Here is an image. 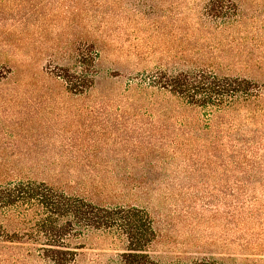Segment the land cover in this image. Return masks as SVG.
Wrapping results in <instances>:
<instances>
[{"label": "rangeland", "instance_id": "1", "mask_svg": "<svg viewBox=\"0 0 264 264\" xmlns=\"http://www.w3.org/2000/svg\"><path fill=\"white\" fill-rule=\"evenodd\" d=\"M198 71L264 86V0H0V184L146 211L157 264H264V225L234 215L239 132L160 87ZM21 236L0 264H54ZM65 244L70 264H125L112 231Z\"/></svg>", "mask_w": 264, "mask_h": 264}, {"label": "trees", "instance_id": "2", "mask_svg": "<svg viewBox=\"0 0 264 264\" xmlns=\"http://www.w3.org/2000/svg\"><path fill=\"white\" fill-rule=\"evenodd\" d=\"M58 77L74 91L89 86L74 75ZM159 84L184 104L201 109L208 118L225 115L229 125L239 132L230 137L235 153L232 164L239 173L235 177L238 188L234 215L239 226L246 220L263 226L264 204L257 201L255 193L264 190V86L205 71L173 75ZM0 215L4 218L0 239L5 236L4 241L18 242L15 240L20 234L39 244L54 264H70L75 254L68 250L65 241L89 229L112 231L124 238L125 264H157L146 254L155 236L151 219L135 206L99 207L45 183L18 181L0 184ZM193 264L219 263L206 260Z\"/></svg>", "mask_w": 264, "mask_h": 264}]
</instances>
